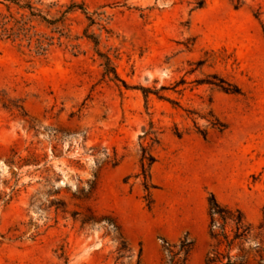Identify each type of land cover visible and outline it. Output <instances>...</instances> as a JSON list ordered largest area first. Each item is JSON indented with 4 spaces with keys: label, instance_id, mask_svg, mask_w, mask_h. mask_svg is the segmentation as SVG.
I'll use <instances>...</instances> for the list:
<instances>
[{
    "label": "rangeland",
    "instance_id": "374dc122",
    "mask_svg": "<svg viewBox=\"0 0 264 264\" xmlns=\"http://www.w3.org/2000/svg\"><path fill=\"white\" fill-rule=\"evenodd\" d=\"M243 1L0 0V264H165L183 239L206 264L211 195L260 225L264 0Z\"/></svg>",
    "mask_w": 264,
    "mask_h": 264
},
{
    "label": "trees",
    "instance_id": "16d2710c",
    "mask_svg": "<svg viewBox=\"0 0 264 264\" xmlns=\"http://www.w3.org/2000/svg\"><path fill=\"white\" fill-rule=\"evenodd\" d=\"M235 5V8H240L244 5L243 0H231ZM203 3L201 4V6ZM261 16V13L256 15L257 18ZM264 31V24H263ZM5 32V30H4ZM37 53L44 52L43 43L36 42ZM104 75L110 76L117 80V76L110 66L108 58H104ZM230 93H238V90H226ZM216 125V124H214ZM224 128L223 125H220ZM206 137V134H202ZM145 156L141 159V177L143 181L144 191L147 192V206H151L149 200V191L154 189L150 184V175L148 169H145ZM150 163L153 160L149 159ZM209 217H210V236L213 241L212 251L209 253L206 260V264H236L238 261L247 260L244 245L251 240L256 242L254 249L259 257V264H264V208L262 212V221L256 228L250 223L245 214L240 209H234L228 206L221 205L214 195L210 196L209 199ZM2 238V236H0ZM193 246V242L186 239L179 240L178 243L164 242L163 251L165 254V264H186L188 254ZM238 249L239 255L233 256L232 252L234 249ZM117 259L125 257L128 250L121 238L117 241V247L115 250ZM245 254V255H244ZM224 261H226L224 263Z\"/></svg>",
    "mask_w": 264,
    "mask_h": 264
}]
</instances>
